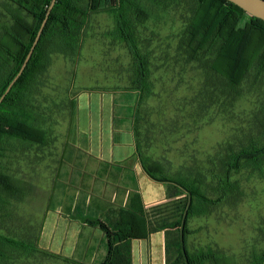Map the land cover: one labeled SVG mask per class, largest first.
Returning a JSON list of instances; mask_svg holds the SVG:
<instances>
[{
  "label": "rangeland",
  "instance_id": "374dc122",
  "mask_svg": "<svg viewBox=\"0 0 264 264\" xmlns=\"http://www.w3.org/2000/svg\"><path fill=\"white\" fill-rule=\"evenodd\" d=\"M3 1L8 0L0 4ZM145 4L152 7L151 18L134 24L142 51L150 55L151 93L127 90L136 80V58L119 34L115 14L104 8L91 14L79 55L52 54L47 70L35 79L33 111L48 139L44 144L11 141L0 158V165L19 182V194L9 199L0 229L24 242L11 249L6 264H72L56 255L61 247L51 241L47 200L55 170L62 158L65 166L72 158L98 155V148L87 143L110 139L115 144L113 131L121 116L126 121L133 115L143 155L161 162L168 175L195 180L214 200L221 194L223 159L229 151L263 140L259 119L264 87L247 80L231 102L229 87L188 60L181 49L187 25L184 2ZM90 111L94 116H88ZM92 117L93 129H86ZM229 179L239 192L231 191L220 204L208 205L206 213L190 215L187 223L188 252L207 257L203 264H254L264 255V162L262 168L244 165ZM64 180V173L59 174L55 182L59 189ZM143 188L147 198H159L167 190L166 199L148 210L155 217L174 220L190 203L189 192L171 183L148 179ZM165 237L170 245L166 243V263L186 264L180 257L181 228H171Z\"/></svg>",
  "mask_w": 264,
  "mask_h": 264
},
{
  "label": "trees",
  "instance_id": "16d2710c",
  "mask_svg": "<svg viewBox=\"0 0 264 264\" xmlns=\"http://www.w3.org/2000/svg\"><path fill=\"white\" fill-rule=\"evenodd\" d=\"M53 0H8L0 4V97L20 71ZM146 0H56L42 36L23 74L0 104V158L6 156L11 141H31L44 144L48 131L38 124L32 93L35 79L43 74L51 55L78 56L83 35L91 14L108 9L118 20L119 34L136 58V80L127 87L130 91L150 92V55L143 52L134 21L145 23L151 18L152 8ZM151 2V0H149ZM156 1V0H154ZM166 1V0H164ZM172 1V0H167ZM183 1L187 25L181 37V49L188 60L198 62L211 76L229 87L228 99H238L239 89L247 81L264 87V21L254 17L228 0H174ZM167 4V3H166ZM153 6V4H151ZM153 10V9H152ZM262 87V88H263ZM226 92V90H225ZM141 101V100H140ZM259 119L263 140H256L240 149H231L223 159L226 176L221 181L217 200L207 197L195 180L171 176L165 166L140 152L144 170L154 180L171 183L190 194V203L183 215L161 222L150 219L139 194L134 195L128 208L119 210L112 221L90 219L106 234L108 252L102 264H133L132 241L145 239L161 228L181 227V240L186 264H203L205 256H191L186 245L187 223L190 215L206 213L208 205L220 204L227 193H238V185L229 174L244 165L262 168L264 162V101ZM136 130V129H135ZM137 133V131H136ZM19 194V182L0 165V218L11 205L10 198ZM198 203V204H197ZM24 242L6 235L0 229V264L11 258V249ZM213 256H210L212 258ZM264 255L254 264H262Z\"/></svg>",
  "mask_w": 264,
  "mask_h": 264
},
{
  "label": "crops",
  "instance_id": "0c3cea01",
  "mask_svg": "<svg viewBox=\"0 0 264 264\" xmlns=\"http://www.w3.org/2000/svg\"><path fill=\"white\" fill-rule=\"evenodd\" d=\"M88 116H94L92 111L88 112ZM124 118H119L118 127L113 126V133H117V139L116 135L113 138L115 144L112 145L110 139L98 145L87 143L89 148H98V155L72 158L64 162L65 166L62 165V158L59 168L55 170V180L47 200L48 211L51 212V241L52 245L54 242L60 245L61 250L56 255L63 256L68 263H103L108 252L106 234L99 226L91 225L88 221L103 219L109 222L116 219L119 210L128 208L136 194L141 196L150 219L159 222L164 219L151 216L148 210L166 199L167 190L159 198L145 197L143 182L154 179L147 174L141 163L133 115L130 120L124 121ZM94 124L95 119L92 117L91 121L87 120L86 129H93ZM61 173L65 175V186L59 189L55 182ZM170 229L161 228L152 231L145 239H134L132 263L167 264L169 253L166 252L168 241L165 232L169 233ZM63 249H66L65 255L61 254L64 253Z\"/></svg>",
  "mask_w": 264,
  "mask_h": 264
},
{
  "label": "water",
  "instance_id": "95a60500",
  "mask_svg": "<svg viewBox=\"0 0 264 264\" xmlns=\"http://www.w3.org/2000/svg\"><path fill=\"white\" fill-rule=\"evenodd\" d=\"M234 4H236L237 6H239L240 8H242L244 11H246L248 14L257 17L259 19H262L264 21V0H228ZM56 3V0H53L51 3V6L48 9L47 15L38 31V34L35 38V41L20 69V71L18 72V74L14 77V79L11 81V83L9 84V86L7 87L6 91L3 93V95L0 97V104L1 102L4 100V98L7 96V94L11 91V89L13 88L14 84L16 83V81L20 78V76L23 74L30 58L33 55V52L42 36V33L44 31V28L46 26V23L48 21L49 15L54 7Z\"/></svg>",
  "mask_w": 264,
  "mask_h": 264
}]
</instances>
